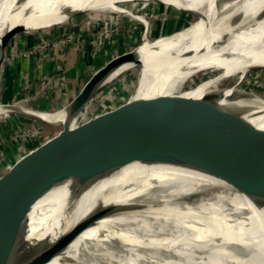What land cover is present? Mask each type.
Here are the masks:
<instances>
[{
  "label": "bare ground",
  "instance_id": "1",
  "mask_svg": "<svg viewBox=\"0 0 264 264\" xmlns=\"http://www.w3.org/2000/svg\"><path fill=\"white\" fill-rule=\"evenodd\" d=\"M120 1L130 0H0V40L15 24L24 27L34 19L59 11L66 16L79 12L95 17L92 14L95 11L111 10L140 19L116 6ZM159 1L179 4L181 10H187L189 15L197 18L168 36L154 40L144 36L142 47L135 48L131 58L112 65L99 84L132 69L133 63H139L140 72V60L146 53L151 69L147 70L145 79V69L138 74L132 100L173 94L188 98L190 102L176 107L171 115L196 116L197 121L181 126L180 133L211 140L214 128L206 127L201 131L203 120L208 116L210 122L215 120L213 123L218 124L228 114L237 113L249 123L248 127H239L237 132L264 134V101L255 98V101L246 103V99L243 102L240 96L246 93L239 92L235 86L211 91L221 78L264 64V0H238L234 9L222 19H215V0ZM215 70L221 73L210 74L192 86L188 85L192 77ZM217 106L220 109L216 112ZM0 109V116L5 117L12 110ZM17 110L47 123L60 122L67 115L61 109L44 112L17 107ZM152 185L181 194L192 193L205 185L217 188L195 207H180L166 201L135 202L151 206L136 204L131 209L125 207L121 212L107 214L86 226L43 264H94L77 257L73 253L75 248L86 249L89 243H94L98 249L107 240H117L131 251L153 249L172 256L160 264H264V206L254 204L220 179L194 169L160 163L131 162L105 172L82 187L69 179L54 184L31 205L20 239L21 247L29 254L39 242L49 243L66 232L92 207L101 203L124 205ZM125 217H138L141 230L148 226L159 229L132 234L119 231L108 223ZM229 247L241 256L226 252ZM136 259L127 258L122 264H133Z\"/></svg>",
  "mask_w": 264,
  "mask_h": 264
},
{
  "label": "water",
  "instance_id": "2",
  "mask_svg": "<svg viewBox=\"0 0 264 264\" xmlns=\"http://www.w3.org/2000/svg\"><path fill=\"white\" fill-rule=\"evenodd\" d=\"M175 9L188 13L187 10ZM78 14L72 13L71 16ZM129 14L139 15L132 11ZM23 32H27L24 27L15 24L3 33L0 40V78ZM143 36L147 37L146 25L143 26ZM136 47L138 44L109 58L89 75L78 92L60 108L67 115L60 123L52 122L59 125L57 130L29 143L1 163L0 264H43L86 226L107 214L121 212L125 207L131 209L136 204L151 206L131 200L124 205L101 203L83 213L53 241L39 242L29 254H26L25 247H21L20 239L26 228L27 213L37 198L51 186L69 179L82 187L105 172L131 162L194 169L224 181L254 204L264 206V134L237 132L239 127H248L249 124L237 113L228 114L218 124L213 123L215 120L210 122L207 116L200 124V129L214 128V133L211 140H204L200 136L179 132L181 126L196 122V116H181V113L179 116L171 115L176 107H183L190 102L188 98L173 94L132 100L131 92L126 100L100 111L101 114L77 121L80 110L102 86L99 82L107 70L131 58ZM133 65L139 66V63ZM6 104L0 103V106ZM10 106L15 109L10 112L45 122L16 111L15 105ZM219 109L217 106L214 110L217 112Z\"/></svg>",
  "mask_w": 264,
  "mask_h": 264
},
{
  "label": "rangeland",
  "instance_id": "3",
  "mask_svg": "<svg viewBox=\"0 0 264 264\" xmlns=\"http://www.w3.org/2000/svg\"><path fill=\"white\" fill-rule=\"evenodd\" d=\"M237 2L238 0H215V5H214L215 6V9H214L215 19L224 18L228 13H230L234 9V7L237 5ZM116 6L132 11L135 14H139L140 19L138 20L134 18L132 20L130 19L128 15L124 14L125 12L121 13V12L111 11V10L109 11L103 10V12L95 11L96 13L95 12L92 13L93 15H95V17L93 18L100 19L99 15L101 13L102 18L103 16L106 17L108 14L109 15H112V14L119 15L120 14V15L125 16L128 19L127 21L135 20V25H139L140 30L136 33L135 40L133 39L134 40L133 45L135 44L136 46L138 44V49L142 47L141 44L144 41L143 33H142V38H141V32H142L143 26L146 25L147 29H149V31L147 32V38L150 40H154V39H158L164 36H168V34L170 35V33L172 34L176 32L177 30L185 28L197 18V16L195 15L191 16L188 13L186 14L184 12H181L175 9V8H178V9H183V8L181 7V5L173 3V2H165V1L159 2L158 0H130V1L117 2ZM60 12L61 11L48 14V15H45L43 17L34 19L26 23L24 26V29L27 32L21 33L19 41L21 40V37L24 35H27V34L37 35V33L40 34L42 30L50 28V27H52L53 31L65 28V32H66L72 25H79L80 23L84 24V19H83L84 15L89 16L87 13L86 14L80 13L76 16H70V14H68L66 16L64 14H61ZM139 15H134V16H139ZM177 15L180 17V19L177 22H175L173 21V17ZM154 27L155 28L157 27L159 32H161L162 34L153 36L152 32L155 29ZM170 27H171V30H169ZM111 28L112 29L106 33L107 36L108 35L112 36L116 31H119V35L118 34L116 35L125 36L126 31L121 26H119L117 23L116 24L114 23V25ZM66 39H70V38L67 36H64L62 38L58 37V39L56 40H58L57 42L61 43L59 45H64L66 43ZM43 46L44 45L42 44L41 47L36 51V53H38L39 50H42ZM49 46L51 45L49 44ZM51 47L52 49H55V48L57 49V47L59 46L56 44V46L54 45ZM28 50L27 51L23 50L22 52L20 50L18 53L15 54L14 57L15 58L17 56L25 57V55H28ZM147 56L148 55L144 53V55L142 56V59L140 60L141 62L139 61L140 66H141V71L145 69L144 70L145 76L143 79L147 78V75H148L147 70L151 69L150 66L147 65V62H148V60L146 59ZM6 67L7 65L4 66L3 71L6 69ZM138 67L139 66H134L132 69L129 68L128 70H125L117 74L111 80L104 83L95 92V94L90 98L91 100L80 110L78 114L80 117H78L77 121L84 120L88 118L90 115L92 116V115L101 114L100 110L102 109L100 108H105V107H102V105L103 106L104 105L114 106L126 100V98L131 94L132 90L134 89V86L137 80L139 79V75L141 71L138 72L139 71ZM8 68L7 70H9ZM217 72L219 74L221 73V71L215 70V71H208V72L202 73L201 76L192 77L191 79L192 81L189 82L188 85L192 86L193 84L197 83L199 80L204 79L208 77L210 74H215ZM14 73L15 72H13V74ZM13 74H12L13 81L11 83V86L8 87V91L6 92L7 96H9V94H12V93L13 94L10 95L11 97L10 99H0V103L8 104V105L6 104L3 106H0V108L7 107L8 109L15 110L14 108L10 106V105H15L16 108L22 107L24 109H29V107H27L24 104L25 99L20 100V97L18 96V92L20 90H23V89L18 88L20 84L18 80L19 75L14 76ZM124 74H126L127 77H130V78L123 79ZM242 74L244 75L242 78H240ZM52 81L53 80H50V82ZM2 83H3V80H0V94L3 91L7 90V87L2 88ZM66 84H67V81L64 77V73H61V75L59 74L56 75V81L53 87L56 88V90L59 89L60 90L59 92L62 93L63 95L66 90ZM141 86H143V81H142ZM233 86H235L237 89H240L239 92L246 93V95L240 96L243 102L246 101V99H247L246 103L251 100L255 101V98L256 99L258 98L259 100L264 101V64H261L259 68L244 71L232 77L221 78L211 91H213L214 89L231 88ZM120 98L121 100L118 102L117 100H119ZM35 108H37L36 110L43 111L41 106H36ZM16 111L18 110L16 109ZM46 111L52 112V111H56V109H53V110L45 109L44 112ZM8 117H12V118L8 119ZM35 125L37 127L35 130L36 133L32 134L31 140L29 139L26 140V138L24 137V134L27 132V130L32 132V130L30 129H34ZM58 127L59 125L57 123H47V122L38 121L32 117L30 118L20 113L9 112L8 116L6 117L0 116V165L1 163L6 162L10 157H13L17 152H19L24 146H26L30 142H33L36 139H40V138H43L45 136L52 134L55 130L58 129ZM216 188H217L216 186L205 185V186L197 187L196 190H194L192 193L181 194V193H172L166 189H157V188H154V185H152L147 190H144L140 192L139 194L133 196L130 200L134 202H151V203L166 201L169 204L179 205L180 207H185V208L195 207L200 201L207 198L212 192H214ZM137 220H138V217H125L123 219L111 220L108 223L114 228L118 229L119 231L126 232V233H132V234H139L138 232L140 231L156 232V230L159 229L158 227L153 228L152 226L150 227L148 226V227H143V229L141 230L139 229V224ZM132 250L134 251L129 250L124 244H121L117 240H107L104 243V245L99 246L98 249L95 248L94 243H89L86 249L80 250V249L75 248V251L73 253H75L77 257H81L80 258L81 260L85 262H89V263L91 262L94 264H122L123 260H126L127 258H130V257L137 258L136 261L133 262V264H160L162 260L170 259V256H171L169 254L168 256H165L163 255L162 252L154 251L153 249H141V250L132 249ZM226 252L234 256L240 255V252L239 254H237V252L234 251L233 247H229Z\"/></svg>",
  "mask_w": 264,
  "mask_h": 264
},
{
  "label": "crops",
  "instance_id": "4",
  "mask_svg": "<svg viewBox=\"0 0 264 264\" xmlns=\"http://www.w3.org/2000/svg\"><path fill=\"white\" fill-rule=\"evenodd\" d=\"M99 18L95 19L84 15L83 25L81 23L79 25H72L66 32L65 28L53 31L52 27H50L51 29H44L40 34L37 33V35L27 34L22 36L21 40L17 42L10 60L6 64V69L2 72L0 79L3 80L2 88L7 87V90L0 94V99L11 98L10 95L13 93L7 96L6 92L8 91V87L11 86L13 81L12 74L15 72L14 76L19 75L18 80L20 84L18 88L23 89L18 92V96L20 100L25 99L24 104L27 107L32 110H36V106H41L43 111L45 109L58 110L78 92L89 75L105 63L109 59L108 57L111 58L135 47V44L133 45L135 35L140 30V26L135 25V20L127 21L128 19L120 14H108L102 18V14L100 13ZM130 19L133 20V18ZM179 19L178 15L173 17V21L175 22ZM114 23H117L126 31L125 36H118L119 31H116L112 36H107L106 33L112 29L111 27ZM157 30V27L153 30V36L162 34ZM169 30H171V27ZM148 31L149 29H147ZM142 33L143 29L141 36ZM63 35L69 37L71 40L64 45H58L57 49H52L49 46V41L56 40L58 37L62 38L64 37ZM41 44L44 47L38 53L35 51L31 55H25V57H14L20 50L21 52L23 50L26 51ZM61 73H64L67 81L64 95L59 92V89L56 90L53 87L56 75H61ZM126 78L130 77L124 74L123 79ZM50 80L53 81L50 82ZM120 100L121 98L117 101L119 102ZM11 118L8 117V119Z\"/></svg>",
  "mask_w": 264,
  "mask_h": 264
},
{
  "label": "built area",
  "instance_id": "5",
  "mask_svg": "<svg viewBox=\"0 0 264 264\" xmlns=\"http://www.w3.org/2000/svg\"><path fill=\"white\" fill-rule=\"evenodd\" d=\"M71 39H66V42H68V41H70ZM58 40H51V41H49V44L51 45V46H56V44L57 45H59V44H61L60 42H57ZM42 45V44H41ZM41 45H37V46H35L34 48H30L29 50H28V54H32L33 52H35V51H37L40 47H41ZM44 47V46H43ZM27 51V50H26ZM67 102V101H66ZM115 106V105H114ZM102 107H105V108H100V109H102V110H106V108L108 109V108H112L113 106H107V105H102ZM102 110H100V111H102ZM78 117H80L79 115L77 116V119H78ZM36 125H35V127H34V129H30V130H32V132L31 131H29V130H27V132L24 134V137L26 138V140L27 139H29V140H31L32 138H31V136H32V134H34V133H36ZM34 137V136H33ZM25 140V141H26Z\"/></svg>",
  "mask_w": 264,
  "mask_h": 264
}]
</instances>
